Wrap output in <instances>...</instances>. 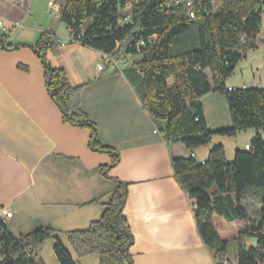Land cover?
Here are the masks:
<instances>
[{
  "label": "trees",
  "instance_id": "1",
  "mask_svg": "<svg viewBox=\"0 0 264 264\" xmlns=\"http://www.w3.org/2000/svg\"><path fill=\"white\" fill-rule=\"evenodd\" d=\"M54 1L60 2L59 19L77 43L114 59L140 56L122 72L166 142L193 151L209 145L214 136L234 137L248 129L257 132L249 149L234 150L230 161L218 144L205 159L176 156L171 166L178 183L195 201V226L216 264L228 260L229 242L214 229V215L227 223L245 222L239 238L257 235L253 246L238 245L235 264H264V138L259 133L264 132V88L228 90L226 86L236 66L257 48L263 0H192V19L183 4L167 8L170 0ZM126 3L129 9L122 16ZM126 15L129 18L123 21ZM0 42L5 43L2 35ZM55 43L52 33L43 32L27 46L43 65L47 92L63 122L89 129V147L110 156V163L101 168L106 176L119 154L97 142L95 125L80 108L81 87L71 86L63 69L48 63L46 53L54 50ZM19 46L25 45L8 43L4 48ZM210 92L224 97L231 119L228 128L208 129L200 99ZM115 182L100 218L65 235L79 257L95 253L99 264H134V237L125 215L127 184ZM250 189L259 201L258 221L248 220L242 203ZM48 238L54 239L59 264H76L50 226L14 236L0 218V264H38L35 250Z\"/></svg>",
  "mask_w": 264,
  "mask_h": 264
},
{
  "label": "crops",
  "instance_id": "2",
  "mask_svg": "<svg viewBox=\"0 0 264 264\" xmlns=\"http://www.w3.org/2000/svg\"><path fill=\"white\" fill-rule=\"evenodd\" d=\"M20 15L19 7L0 0V18L13 22ZM5 31L0 27L4 45H25L5 49L0 42V207L12 212L5 220L8 231L18 236L50 226L76 264H99L95 253L77 256L65 233L86 229L97 221L119 180L127 184L125 215L134 237V264H216L197 232L195 201L178 183L171 166L176 156L194 153L197 159H205L218 145L215 137L208 146L193 151L166 142L122 72L130 64L128 55L114 59L76 41L62 46L69 36L67 29L66 35L56 34L40 23L21 36ZM43 32L56 38L54 50L46 53L50 66L63 69L69 84L81 87L80 108L94 123L97 142L119 154L118 163L106 176L101 168L110 163V156L89 147V129L63 122L49 97L43 65L27 46ZM262 35L263 17L258 38ZM258 50L264 53V44H257L245 59ZM226 86L253 87L244 80L230 79ZM217 98L210 92L200 99L205 119L206 101L211 107ZM230 124L228 118L226 125ZM219 125L216 121L212 129ZM256 133L252 130L242 146L233 148L230 160L234 150L243 149ZM232 223L213 216L214 229L228 242L239 233L237 226L233 229L236 222ZM53 245L54 239L48 238L38 246V264H59Z\"/></svg>",
  "mask_w": 264,
  "mask_h": 264
},
{
  "label": "rangeland",
  "instance_id": "3",
  "mask_svg": "<svg viewBox=\"0 0 264 264\" xmlns=\"http://www.w3.org/2000/svg\"><path fill=\"white\" fill-rule=\"evenodd\" d=\"M12 5L19 7V11L21 15L19 19L10 22L6 19H3L4 27L6 29L5 34L21 36L23 33L30 32L31 29L36 28L38 23L42 24L47 30H53V32H58L61 35H66V26L59 19V13L56 15L51 14L50 7L47 5L48 0H5ZM20 2V3H19ZM60 2H58L59 4ZM127 8H122L120 10L121 15L127 13ZM263 24H264V12L262 14ZM5 20V21H4ZM18 26H21L20 28ZM57 34V33H56ZM258 44H264V35L261 36ZM129 56V57H128ZM126 57L127 63H131L134 60L140 59L139 55L133 56L128 55ZM233 82H238L244 80L248 82L250 86L255 88H264V53L258 52L251 54L247 59L241 61L235 68L234 72L227 79ZM226 80V81H227ZM217 98V102H214L209 107V102L206 101L207 104V118L206 124L209 130H217L228 128L230 125H226L228 118L230 120V115L227 109L226 101L224 97L215 92ZM204 110V108H203ZM228 117V118H227ZM219 122L221 125L220 128L212 129L215 122ZM253 129H250V132H239L240 134L235 138L234 137H222V136H214L216 144H223V147L226 150V158L229 161L231 157V153L234 147L242 146V142L246 140ZM261 135L264 137V132L260 131ZM213 139V138H212ZM212 141V140H211ZM208 146V145H207ZM206 147V146H205ZM204 148V147H201ZM205 152V151H203ZM247 218L249 221H258L260 219V205L259 201L253 192V190H249L243 198L242 201ZM236 222V225L234 224ZM233 229L237 226L239 228V233L233 241L228 243L227 250V259L231 264H235L236 253L238 250V245L243 243L246 247L248 244H254L256 234L251 236L242 235L239 238L240 232L243 231V225L245 222L242 221H234ZM238 239V240H237Z\"/></svg>",
  "mask_w": 264,
  "mask_h": 264
},
{
  "label": "built area",
  "instance_id": "4",
  "mask_svg": "<svg viewBox=\"0 0 264 264\" xmlns=\"http://www.w3.org/2000/svg\"><path fill=\"white\" fill-rule=\"evenodd\" d=\"M179 4H183L185 9H186V13L188 15L189 18H194L195 17V9H194V6H193V1L192 0H170L169 2L166 3V7L167 8H171L173 6H176V5H179ZM48 6L50 7V10H51V14L52 15H56L59 13V10H60V6L54 1V0H50L48 2ZM261 9L263 10L264 12V0H263V4L260 6ZM125 8H127L126 10L128 11L129 9V3H126L125 5ZM0 27L2 29H5L4 28V23H3V19L0 18ZM68 31V30H67ZM68 38L66 39V41H64V43H62L61 45L64 46L65 43L67 41H74L72 39V37L70 36V33L68 31ZM102 62L98 65V69L100 70L102 68ZM236 87H228V90H234ZM244 149L245 150H248L249 149V145H245L244 146ZM192 157H195V154H191ZM201 163H203V160H201ZM12 216V212L5 208V207H0V218L2 219L3 223H5V220L6 219H9L11 218ZM223 264H231L228 260H224Z\"/></svg>",
  "mask_w": 264,
  "mask_h": 264
},
{
  "label": "bare ground",
  "instance_id": "5",
  "mask_svg": "<svg viewBox=\"0 0 264 264\" xmlns=\"http://www.w3.org/2000/svg\"><path fill=\"white\" fill-rule=\"evenodd\" d=\"M129 18V16L128 15H126L124 18H123V21H127V19Z\"/></svg>",
  "mask_w": 264,
  "mask_h": 264
},
{
  "label": "water",
  "instance_id": "6",
  "mask_svg": "<svg viewBox=\"0 0 264 264\" xmlns=\"http://www.w3.org/2000/svg\"><path fill=\"white\" fill-rule=\"evenodd\" d=\"M124 51V50H123Z\"/></svg>",
  "mask_w": 264,
  "mask_h": 264
}]
</instances>
